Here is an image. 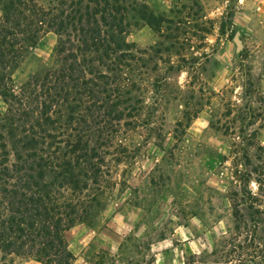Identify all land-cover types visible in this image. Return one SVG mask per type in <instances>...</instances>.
I'll return each mask as SVG.
<instances>
[{"label":"rangeland","instance_id":"obj_1","mask_svg":"<svg viewBox=\"0 0 264 264\" xmlns=\"http://www.w3.org/2000/svg\"><path fill=\"white\" fill-rule=\"evenodd\" d=\"M145 2L172 23L163 24L162 34L147 24L127 34L137 60L128 61L126 74L138 87L131 96L142 110L126 119L136 122L131 127L121 125L126 155L117 146L106 157L110 182L96 224L64 234L72 264H185L220 250L236 226L232 152L243 142L225 127L237 119V134L243 126L264 145V0ZM57 44L52 31L39 33L14 70L17 91L52 66ZM2 99L0 116L7 110ZM184 112L197 118L183 119ZM252 113L262 116L252 119ZM253 161L239 170L250 172ZM257 179L238 182L237 191L251 190L264 209V184ZM245 237L242 231L238 242ZM0 264L42 263L0 254Z\"/></svg>","mask_w":264,"mask_h":264},{"label":"trees","instance_id":"obj_2","mask_svg":"<svg viewBox=\"0 0 264 264\" xmlns=\"http://www.w3.org/2000/svg\"><path fill=\"white\" fill-rule=\"evenodd\" d=\"M0 7V96L7 106L0 116V254L72 264L64 234L96 224L110 182L106 157L117 146L126 155L121 125L131 127L136 122L126 119L139 118L142 110V101L131 96L138 87L126 74L128 61L137 60L127 34L144 24L162 34L163 24L172 22L145 0H0ZM45 29L58 37L52 66L17 91L14 70ZM236 124L225 127L243 138L232 152L233 236L220 250L195 254L185 264H264V209L251 190L237 191V183L250 184L253 174L264 184V145L243 126L237 134ZM253 159L250 172L239 170ZM242 231L247 237L238 242Z\"/></svg>","mask_w":264,"mask_h":264},{"label":"water","instance_id":"obj_3","mask_svg":"<svg viewBox=\"0 0 264 264\" xmlns=\"http://www.w3.org/2000/svg\"><path fill=\"white\" fill-rule=\"evenodd\" d=\"M237 42L239 43V40L237 39Z\"/></svg>","mask_w":264,"mask_h":264}]
</instances>
